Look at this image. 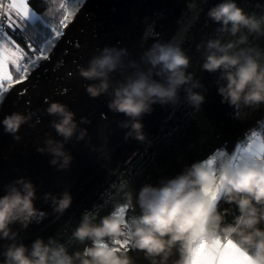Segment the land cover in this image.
Masks as SVG:
<instances>
[{
    "label": "clouds",
    "instance_id": "9594fccd",
    "mask_svg": "<svg viewBox=\"0 0 264 264\" xmlns=\"http://www.w3.org/2000/svg\"><path fill=\"white\" fill-rule=\"evenodd\" d=\"M42 2L44 14L59 25L63 0ZM206 15L219 25L217 33L237 37L226 43L220 37L210 38L206 45H197L198 50L205 47L202 70L219 72L225 82L218 87L220 103L237 110V116L243 109H260L264 106V49L238 46L248 45L249 35L264 36V14L245 11L237 0H219ZM126 55L125 48L104 46L87 67L79 66V76L93 82L85 86L90 98L109 94L110 74L123 67ZM141 61L148 66L147 71L137 68L118 81L107 101L112 113L127 118L118 122V127L128 130L125 142H144L143 118L151 115L154 105L177 106L182 87L185 101L193 108L199 109L206 102L203 94L193 90L201 85L193 83L194 74L188 72L190 57L182 47L156 41L143 52ZM45 103L47 114L58 117L51 126L63 140L49 138L47 148L36 151H47L53 157L51 166L67 170L74 157L65 151L64 144L74 135L77 141L84 140L87 129H80L78 135L77 129L90 121L80 117L78 122L76 113L65 103L47 99ZM30 119V114L12 112L0 120V126L19 141L21 126ZM4 188L0 195V240L12 242L0 253V264H135L129 255L132 251L143 253L150 264H235L233 249L247 264H264V227H260L264 223V157L258 154L244 153L219 167L213 154L193 161L158 185L143 184L138 193L126 181L121 182L117 189L120 199L114 202L113 211L98 218L88 210L81 214L71 238L84 247L72 253L52 236L47 242L37 237L30 247L17 243L18 232L12 226L19 223L27 230L47 213L35 206L37 186L31 179L20 176ZM43 200L50 201L53 214L62 216L72 206L73 196L67 190L59 195L48 192ZM221 201L235 205L238 211L230 223L224 222L219 210ZM125 209L133 211L126 217ZM121 239L128 244L118 246Z\"/></svg>",
    "mask_w": 264,
    "mask_h": 264
},
{
    "label": "water",
    "instance_id": "95a60500",
    "mask_svg": "<svg viewBox=\"0 0 264 264\" xmlns=\"http://www.w3.org/2000/svg\"><path fill=\"white\" fill-rule=\"evenodd\" d=\"M219 0H68L71 22L63 29L58 40L51 38L41 48H46L49 59L37 62L23 83L15 86L0 100V120L6 114L21 112L31 119L19 131L21 139L15 140L0 126V195L4 186L17 177L31 179L37 186L35 206L47 213L40 222L33 221L27 230L19 223L12 226L18 232L17 243L30 247L37 238L55 237L65 243L69 253L82 250L84 245L71 238V233L88 210L98 217L113 211L114 202L120 199L117 192L121 182L138 193L145 183L154 186L177 175L195 160L215 155L217 167L238 156L237 149L248 143L251 133L264 127V106L258 110L243 109L240 115L226 104H221L218 87L225 82L220 73L202 70L205 47L210 38L220 37L222 43L234 40L228 34L215 31L219 25L207 18V11ZM245 11L264 14V0H237ZM246 32V30H244ZM239 35V34H238ZM156 41L172 42L183 48L190 57L188 72L193 73V83L201 86L193 90L203 94L206 102L199 109L185 101L183 87L177 106L154 105L151 115L143 118L146 140H124L127 129L118 122L127 118L114 114L107 107L111 93L118 81L133 74L137 68L147 71L141 61L143 52ZM259 45L264 49V36L249 35L247 47ZM104 46L125 48L123 67L110 74L109 94L90 98L87 81L79 76V66H88L93 55ZM132 62H135L136 67ZM190 86V85H189ZM187 87V86H185ZM60 101L76 113V120L87 117L90 123L79 124L87 129L84 140L74 135L64 144L65 151L73 157L67 170L58 171L50 165L53 158L38 147L47 148L46 141L63 140L51 126L58 117L46 112L45 100ZM70 191L72 206L62 215L53 214L50 201L43 200L44 193L59 195ZM128 190V189H126ZM133 210H124L127 215ZM136 212H139L137 207ZM12 241L0 240V253ZM118 246L128 244L121 239ZM135 264H150L143 253L129 252ZM3 257L0 255V260Z\"/></svg>",
    "mask_w": 264,
    "mask_h": 264
},
{
    "label": "snow or ice",
    "instance_id": "6c2138e0",
    "mask_svg": "<svg viewBox=\"0 0 264 264\" xmlns=\"http://www.w3.org/2000/svg\"><path fill=\"white\" fill-rule=\"evenodd\" d=\"M67 7L68 0H63V9L66 10ZM32 11L29 0H7L6 8L0 0V100L3 99L6 93L11 91L15 84L27 80L30 69L34 68L37 62L49 59L46 48L37 50L29 39L26 41L29 51L26 52L25 47L17 43L8 31L11 30L14 33L21 28L22 22L28 18ZM72 18L73 13L68 12L62 19L63 22L59 29L51 26L52 33L57 40L63 36L62 29L71 22ZM13 71L18 75V79H13ZM251 136L255 139L256 133H251ZM237 151L241 150L237 149ZM243 153H255L253 144L249 143ZM235 264H245V262L243 259L236 258Z\"/></svg>",
    "mask_w": 264,
    "mask_h": 264
},
{
    "label": "trees",
    "instance_id": "16d2710c",
    "mask_svg": "<svg viewBox=\"0 0 264 264\" xmlns=\"http://www.w3.org/2000/svg\"><path fill=\"white\" fill-rule=\"evenodd\" d=\"M29 4L30 8L35 12L37 18L31 21L24 20L22 22V27L17 29L14 33L11 30H8L10 35H12V38L22 47H25L26 52L29 51L26 46V41L29 39L37 50L42 49L41 47L45 44V42L54 37L51 26L59 29L63 22L62 19L66 15V10H61V21L59 25H57L52 17L44 14L45 9L42 0H29ZM12 75L14 80L19 78L14 71L12 72ZM259 135L261 144L264 145V127L259 130ZM239 154L240 151L238 155ZM219 210L224 215L225 223L232 222L235 215H238L235 205H229L223 201H221L219 205ZM260 227H264V223H262Z\"/></svg>",
    "mask_w": 264,
    "mask_h": 264
},
{
    "label": "crops",
    "instance_id": "0c3cea01",
    "mask_svg": "<svg viewBox=\"0 0 264 264\" xmlns=\"http://www.w3.org/2000/svg\"><path fill=\"white\" fill-rule=\"evenodd\" d=\"M7 7V6H6ZM5 7V8H6ZM33 10V9H32ZM29 16H31V17H29V18H27V19H30V18H32V19H35V18H37L36 17V14H35V12L34 11H32V13H30V15ZM249 143H252L253 144V151H255V153H250V154H253V155H260V156H262V157H264V145L263 144H261V141H260V139H251L248 143H246V144H244L241 148H243V149H246L247 147H248V144ZM232 255H233V257L236 259V258H240V259H243L242 257H238V256H236V254H235V252H234V249L232 250ZM244 260V259H243ZM244 262H245V264H247V262L244 260Z\"/></svg>",
    "mask_w": 264,
    "mask_h": 264
},
{
    "label": "rangeland",
    "instance_id": "374dc122",
    "mask_svg": "<svg viewBox=\"0 0 264 264\" xmlns=\"http://www.w3.org/2000/svg\"><path fill=\"white\" fill-rule=\"evenodd\" d=\"M6 6H7V2H6ZM29 17H31V16H28V18H29ZM31 20H33V19H32V18H30V19H26V21H31ZM240 150H241V151H240L239 156L244 154V153H243V150H244V149H243V148H240Z\"/></svg>",
    "mask_w": 264,
    "mask_h": 264
},
{
    "label": "built area",
    "instance_id": "2783aa9c",
    "mask_svg": "<svg viewBox=\"0 0 264 264\" xmlns=\"http://www.w3.org/2000/svg\"><path fill=\"white\" fill-rule=\"evenodd\" d=\"M2 2L4 3V6L6 7L7 0H2ZM256 139H260L259 133L256 134Z\"/></svg>",
    "mask_w": 264,
    "mask_h": 264
}]
</instances>
